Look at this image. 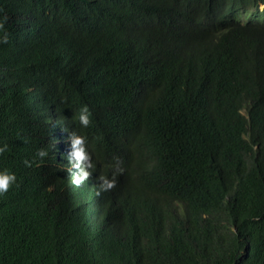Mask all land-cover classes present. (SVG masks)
Returning <instances> with one entry per match:
<instances>
[{"label":"trees","instance_id":"16d2710c","mask_svg":"<svg viewBox=\"0 0 264 264\" xmlns=\"http://www.w3.org/2000/svg\"><path fill=\"white\" fill-rule=\"evenodd\" d=\"M132 6L85 33L54 11L39 38L0 39V170L17 177L0 192V264H264V25L203 32L175 0ZM29 107L76 124L116 185L69 175L55 204Z\"/></svg>","mask_w":264,"mask_h":264},{"label":"clouds","instance_id":"9594fccd","mask_svg":"<svg viewBox=\"0 0 264 264\" xmlns=\"http://www.w3.org/2000/svg\"><path fill=\"white\" fill-rule=\"evenodd\" d=\"M147 0H52L50 6L47 0H32L25 8L9 2L0 8V39L7 41L8 31L17 39L25 43L39 38V25L50 19L51 13L56 11L61 20L69 22L74 33H85L93 29L100 15L110 12L126 17L132 11L134 4L145 3ZM179 11L190 15L193 27L203 32L223 33L232 27H251L252 24L264 25V0H175ZM45 6V12L41 10ZM43 13V14H42ZM209 22V25H205ZM150 82H154L150 78ZM32 108L26 109L31 131L42 140V147L51 146L52 153L46 149L38 150L42 162L37 165L40 171L42 185L54 193V202L60 208H65L60 201L58 183L71 175L72 183L81 185L92 175H100V189L113 188L117 181L110 178L101 169L95 168L93 154L90 152L86 137L75 128L66 132L53 128L42 113L37 116ZM89 106L83 105L79 111L80 123L87 127L92 123ZM81 126V125H80ZM6 147V146H5ZM4 148L0 147V152ZM17 177L14 172L0 170V192L7 191L15 183ZM51 196V194L46 193Z\"/></svg>","mask_w":264,"mask_h":264},{"label":"bare ground","instance_id":"6f19581e","mask_svg":"<svg viewBox=\"0 0 264 264\" xmlns=\"http://www.w3.org/2000/svg\"><path fill=\"white\" fill-rule=\"evenodd\" d=\"M41 10H43V11L45 12V6H44ZM42 14H43V13H42ZM205 25H206V26L209 25V22H205V23H204V26H202V27H205Z\"/></svg>","mask_w":264,"mask_h":264},{"label":"rangeland","instance_id":"374dc122","mask_svg":"<svg viewBox=\"0 0 264 264\" xmlns=\"http://www.w3.org/2000/svg\"><path fill=\"white\" fill-rule=\"evenodd\" d=\"M243 113H245V111H243Z\"/></svg>","mask_w":264,"mask_h":264}]
</instances>
